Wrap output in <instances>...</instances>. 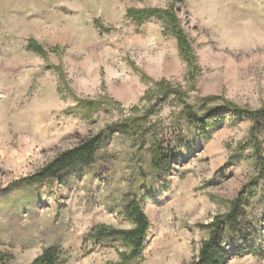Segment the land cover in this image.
I'll list each match as a JSON object with an SVG mask.
<instances>
[{
  "label": "rangeland",
  "instance_id": "1",
  "mask_svg": "<svg viewBox=\"0 0 264 264\" xmlns=\"http://www.w3.org/2000/svg\"><path fill=\"white\" fill-rule=\"evenodd\" d=\"M226 103L264 109V0H0V264L49 247L60 264L121 263V241L90 233L131 228L130 199L149 226L123 264H191L240 192L248 238L226 233L222 246L254 251L226 264H264V119ZM186 105L211 110L203 130ZM101 131L92 165L24 182ZM156 144L171 149L164 171Z\"/></svg>",
  "mask_w": 264,
  "mask_h": 264
},
{
  "label": "trees",
  "instance_id": "2",
  "mask_svg": "<svg viewBox=\"0 0 264 264\" xmlns=\"http://www.w3.org/2000/svg\"><path fill=\"white\" fill-rule=\"evenodd\" d=\"M152 11H140L136 12L133 16L136 20L143 16H148ZM167 19L173 20V16L165 13ZM179 48L181 53L187 50L188 46L185 37L177 30L175 32ZM184 54V53H183ZM163 85V82L159 83ZM221 109L233 112L235 115H246L254 123L259 125L261 120L264 119V109L258 111H245L235 107L232 104L226 103ZM220 109V110H221ZM184 113L188 117V120L194 124L197 129L203 130L205 126V120L210 116L211 110L203 115H197L190 106L184 107ZM115 131L127 132L129 127L126 124H120L116 126ZM111 131V130H110ZM107 131H101L96 135L82 141L80 144L73 148L65 150L54 157L46 165H44L40 171L34 174L28 180L27 185H32L37 182L51 181L58 177L62 173H66L72 170L86 168L93 164L96 154L102 144L106 141ZM151 163L153 167L158 171H164L170 161V147L164 148L161 144H156L152 151ZM246 196L240 192L231 202L229 210L225 214L216 215L205 224V228L208 230V238L205 239L199 248L196 259L191 264H226V261L234 254L239 255L244 252H253L254 246L248 245L247 242L240 247L236 253L228 251L222 246L223 236L227 233L230 236L235 237L240 235L247 239L250 226L246 220ZM125 216L132 224L129 229H115L100 227L98 230L90 233V236L101 239H113L119 240L127 247V251L121 254V263H128L129 261L139 257L141 250L144 247L146 239V233L148 230V220L139 204L135 199H130L124 208ZM237 242L234 241V245ZM61 258L59 252L52 248H46L38 255L31 264H60Z\"/></svg>",
  "mask_w": 264,
  "mask_h": 264
}]
</instances>
